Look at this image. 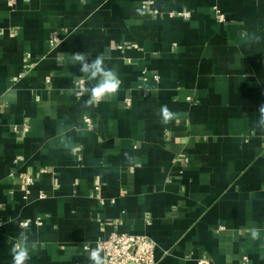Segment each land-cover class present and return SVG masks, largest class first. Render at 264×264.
<instances>
[{
    "label": "crops",
    "instance_id": "crops-1",
    "mask_svg": "<svg viewBox=\"0 0 264 264\" xmlns=\"http://www.w3.org/2000/svg\"><path fill=\"white\" fill-rule=\"evenodd\" d=\"M149 1L0 0V264H91L113 232L156 264H264V0ZM76 53L118 91L88 105Z\"/></svg>",
    "mask_w": 264,
    "mask_h": 264
},
{
    "label": "built area",
    "instance_id": "built-area-1",
    "mask_svg": "<svg viewBox=\"0 0 264 264\" xmlns=\"http://www.w3.org/2000/svg\"><path fill=\"white\" fill-rule=\"evenodd\" d=\"M153 3L152 0L149 1ZM12 4V1H10ZM156 13L158 10L154 9ZM179 15L183 17H190L191 12L185 11L180 13H171L173 15ZM217 18L219 21H225V14L221 11H217ZM59 41L58 35H53L50 38V45L55 46ZM51 78L47 77V82H50ZM85 84V79L81 78L78 82L79 89L77 90L78 95H81L82 85ZM131 103V99H127V104ZM90 119H87L89 121ZM17 129V127H15ZM25 130H28L25 127ZM23 184L26 187L32 182V175L29 172H25L21 175ZM100 185L95 186L96 191H100ZM39 223V221L37 220ZM23 225H28L29 221H23ZM99 247L102 249L101 255L106 259V264H156V241L144 234H130V233H118L113 232L108 237L96 242L95 246L90 250L91 252ZM77 264V263H72ZM199 264H208V261L202 259Z\"/></svg>",
    "mask_w": 264,
    "mask_h": 264
},
{
    "label": "clouds",
    "instance_id": "clouds-1",
    "mask_svg": "<svg viewBox=\"0 0 264 264\" xmlns=\"http://www.w3.org/2000/svg\"><path fill=\"white\" fill-rule=\"evenodd\" d=\"M74 59L80 62V71L83 73L91 72V78H96L98 75L103 79L95 87L91 89V99L86 103L92 105L93 103H99L105 94H115L120 87V80L118 79L115 72L111 70H105L103 67L104 57L103 55L97 56L91 63L86 59V54L76 53L74 54ZM260 111L264 113V108ZM161 115L164 123L170 122L175 114L172 113L167 105L161 107ZM264 122V120H262ZM21 227H26V225H21ZM251 238L256 240L259 238L260 230L252 228L250 230ZM22 239L26 240L27 237L23 232L20 233ZM101 251L99 247L94 249L89 255V260L91 264H106V259L101 256ZM13 264H25V262L30 259L28 250L26 247L17 245L12 249Z\"/></svg>",
    "mask_w": 264,
    "mask_h": 264
}]
</instances>
